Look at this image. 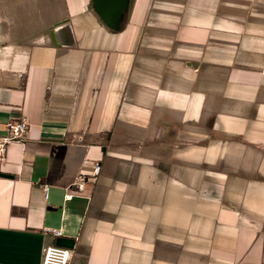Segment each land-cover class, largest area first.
I'll use <instances>...</instances> for the list:
<instances>
[{
  "label": "crops",
  "instance_id": "0c3cea01",
  "mask_svg": "<svg viewBox=\"0 0 264 264\" xmlns=\"http://www.w3.org/2000/svg\"><path fill=\"white\" fill-rule=\"evenodd\" d=\"M20 116L0 264L49 230L69 264H264V0H0V138Z\"/></svg>",
  "mask_w": 264,
  "mask_h": 264
},
{
  "label": "built area",
  "instance_id": "2783aa9c",
  "mask_svg": "<svg viewBox=\"0 0 264 264\" xmlns=\"http://www.w3.org/2000/svg\"><path fill=\"white\" fill-rule=\"evenodd\" d=\"M28 125V121L25 116H20L17 120H12L6 123L7 135L0 138V158H3L6 145L9 140L22 138V132L25 131ZM100 170V164L95 163L92 174L88 176L91 179H95ZM87 177L83 174H79L72 182L68 190L64 194V198H70L74 193H81L84 189V184L87 181ZM44 190H47L44 185ZM54 236L58 237L60 232L58 230H49ZM42 264H69V249L66 247L57 246L54 244L47 245L43 248V260Z\"/></svg>",
  "mask_w": 264,
  "mask_h": 264
},
{
  "label": "water",
  "instance_id": "95a60500",
  "mask_svg": "<svg viewBox=\"0 0 264 264\" xmlns=\"http://www.w3.org/2000/svg\"><path fill=\"white\" fill-rule=\"evenodd\" d=\"M55 245L66 248H72L74 245V239L65 236H58L55 239Z\"/></svg>",
  "mask_w": 264,
  "mask_h": 264
}]
</instances>
